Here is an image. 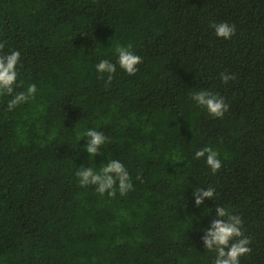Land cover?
Listing matches in <instances>:
<instances>
[{"label":"trees","instance_id":"1","mask_svg":"<svg viewBox=\"0 0 264 264\" xmlns=\"http://www.w3.org/2000/svg\"><path fill=\"white\" fill-rule=\"evenodd\" d=\"M0 41L38 88L14 112L0 97V264H205L200 229L218 204L251 240L241 264H264V0H0ZM112 41L143 62L105 88L94 65L115 62ZM197 89L225 99L222 119L193 106ZM84 127L108 137L103 156L89 160ZM203 146L220 154L215 174L192 159ZM106 158L129 171L126 196L79 186L78 168ZM197 187L215 201L196 206Z\"/></svg>","mask_w":264,"mask_h":264},{"label":"clouds","instance_id":"2","mask_svg":"<svg viewBox=\"0 0 264 264\" xmlns=\"http://www.w3.org/2000/svg\"><path fill=\"white\" fill-rule=\"evenodd\" d=\"M218 38L230 39L235 34V26L228 22L210 23ZM7 47V50H5ZM112 54L115 62L110 59H99L95 65L98 79L104 81V87L108 88L117 72V67L128 76L138 72V66L143 62L142 57L133 49V45L111 43ZM21 51L7 46L6 41H0V97L5 99V110L14 112L19 106L25 105L35 99L38 88L36 83H27L21 74ZM222 83L227 84L235 79L232 74L220 73ZM18 89H21L18 91ZM189 100L193 106L206 110L210 117L222 119L229 110V104L225 99L212 89H197L189 93ZM43 111V108H41ZM88 139L82 146L87 152L89 160L97 156H103L101 148L108 142L104 132L91 127H84L76 137L79 142L82 138ZM173 160L184 159L179 152L169 155ZM220 154L211 146H203L196 149L192 159L199 161L203 159L205 166L212 174L217 173L222 167ZM80 187L93 186L101 197L109 198L126 196L134 190V184L129 171L119 159L102 160L99 167L81 165L75 172ZM139 179V177H137ZM196 206L204 203L206 198L216 199V188L208 187L206 190L197 187L194 192ZM213 212L212 208H204L203 214ZM215 219L210 221L208 227L202 231V244L205 249L202 259L205 264H241L242 259L250 256L252 248L251 240L243 234V220L240 215L235 214L230 206L217 205L214 209ZM191 219L199 221V216H194L187 221L191 225Z\"/></svg>","mask_w":264,"mask_h":264}]
</instances>
